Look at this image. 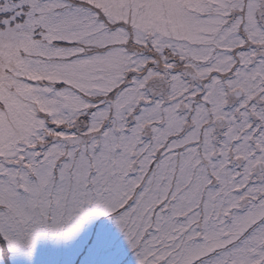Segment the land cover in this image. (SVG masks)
I'll list each match as a JSON object with an SVG mask.
<instances>
[{"label":"snow or ice","instance_id":"obj_1","mask_svg":"<svg viewBox=\"0 0 264 264\" xmlns=\"http://www.w3.org/2000/svg\"><path fill=\"white\" fill-rule=\"evenodd\" d=\"M108 224L264 264V0H0V264H108Z\"/></svg>","mask_w":264,"mask_h":264},{"label":"rangeland","instance_id":"obj_2","mask_svg":"<svg viewBox=\"0 0 264 264\" xmlns=\"http://www.w3.org/2000/svg\"><path fill=\"white\" fill-rule=\"evenodd\" d=\"M108 229L115 237L116 243L113 248L105 251L102 254V258L108 261V264H135L132 257V253L128 250L127 246L123 243L122 238L115 232L114 226L108 224ZM55 250L51 249L50 246H42V257L41 259L47 261L52 259L51 255ZM68 253H65L67 255Z\"/></svg>","mask_w":264,"mask_h":264}]
</instances>
